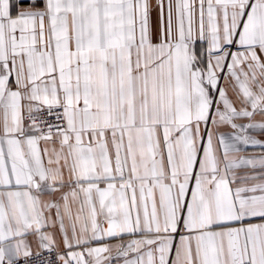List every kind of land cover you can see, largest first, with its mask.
Returning <instances> with one entry per match:
<instances>
[{
    "label": "snow or ice",
    "instance_id": "snow-or-ice-1",
    "mask_svg": "<svg viewBox=\"0 0 264 264\" xmlns=\"http://www.w3.org/2000/svg\"><path fill=\"white\" fill-rule=\"evenodd\" d=\"M0 264H264V0H0Z\"/></svg>",
    "mask_w": 264,
    "mask_h": 264
}]
</instances>
